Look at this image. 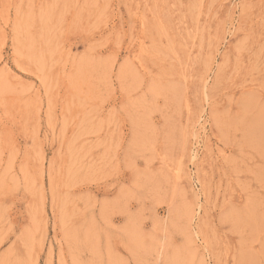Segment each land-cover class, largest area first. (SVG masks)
I'll list each match as a JSON object with an SVG mask.
<instances>
[{
    "label": "rangeland",
    "instance_id": "obj_1",
    "mask_svg": "<svg viewBox=\"0 0 264 264\" xmlns=\"http://www.w3.org/2000/svg\"><path fill=\"white\" fill-rule=\"evenodd\" d=\"M0 264H264V0H0Z\"/></svg>",
    "mask_w": 264,
    "mask_h": 264
}]
</instances>
